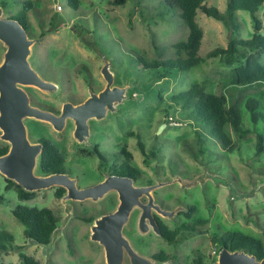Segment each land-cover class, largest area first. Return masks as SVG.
Here are the masks:
<instances>
[{"label": "rangeland", "instance_id": "374dc122", "mask_svg": "<svg viewBox=\"0 0 264 264\" xmlns=\"http://www.w3.org/2000/svg\"><path fill=\"white\" fill-rule=\"evenodd\" d=\"M27 1L29 7L25 5ZM204 3L220 12L226 8V0ZM160 4L161 0H125L121 5L112 0H79L78 9L74 10L66 0H0L2 17H11L27 7L28 37L34 39L28 62L41 79L57 85L53 93L33 85L23 86L31 105L56 113L64 102H82L88 89L98 92L105 87L101 74L105 63L113 74L112 85L126 87L125 98L116 104L115 111L101 120H89L92 133H96L90 139L88 151L95 144L107 157L125 148L132 156L131 165L141 171L136 184L171 180V184L155 191L158 198L164 199V205L175 209L177 198L183 205H194L190 218L183 214L173 220L164 219L170 228L197 219L206 221L199 227V234H186L182 243L171 247L172 254H176L174 264H190L193 253L207 249L211 235L227 231L255 237L264 247V151L255 153L256 135L264 134V119L259 118L253 125L245 107L246 100L252 97L259 101L257 111L264 113V84H232V69L238 63L227 65L221 56L207 57L215 47L226 46L230 32L222 22L199 10L195 19L203 31L198 50L200 62L187 70L173 71L164 79L154 78L152 71L139 63V56L147 61L162 59L167 54L156 55L154 45H167L185 39L188 34L179 11L160 16ZM236 16L239 36L250 38L255 32L250 13L239 10ZM256 16L262 23L258 33L264 35V4ZM4 51L0 41V63ZM261 62L264 64V54ZM193 84L203 86L205 92L223 94L227 106L239 107L242 126L251 128V132L243 137L230 132L238 147L233 153L223 151L218 143L206 141L203 135L204 141L200 143L196 133L199 124L186 118L189 109L172 102L174 94ZM23 122L30 141L42 137L59 148L67 173L78 187L101 181L102 171L110 163L93 152H88L86 159V146L74 140L70 122L61 132L42 120L26 118ZM187 144L195 154L186 149ZM5 145L8 143L0 138V146ZM34 173L40 174L39 166ZM175 177H187L196 184L183 187L173 181ZM6 179L0 174V229L13 236L15 245L23 246V253L40 264H103L101 246L90 239L91 226L97 217L116 209L114 193L95 202L62 201V197L55 196L57 187L53 186L33 191V198L21 201L15 186L5 189ZM19 204L46 207L59 217L49 244H35L25 237V225L12 214ZM135 225L136 213L132 212L126 229L135 231ZM18 261V252H0V264Z\"/></svg>", "mask_w": 264, "mask_h": 264}, {"label": "trees", "instance_id": "16d2710c", "mask_svg": "<svg viewBox=\"0 0 264 264\" xmlns=\"http://www.w3.org/2000/svg\"><path fill=\"white\" fill-rule=\"evenodd\" d=\"M67 5L76 10L79 7V0H66ZM206 0H161L159 15L165 16L179 11V17L188 29L185 39L172 42L170 44L154 45L156 55L167 54L162 59L147 61L139 56V63L147 70L152 71L154 78L160 80L168 77L174 71H184L200 62L198 50L203 37V31L196 22L197 11H201L207 17L222 22L229 30V38L225 47L218 46L207 53V57L221 56L223 62L227 65L238 63L232 69L231 83L238 86H248L255 83L264 84V64L261 62V56L264 54V35L259 34L262 23L256 16L258 8L264 0H226L224 12H220L214 6H207ZM125 0H112L116 5L124 4ZM30 6V2H25ZM11 15L25 29H29V22L26 15L27 7ZM245 10L250 13L255 32L250 38L239 36L240 23L237 20L236 12ZM172 102L179 104L182 109H189L187 119L199 124L200 129L196 131L199 136V142H203L201 135L206 137V141L218 143L222 150L233 153L237 150V143L231 137V131L240 137L251 132V128L243 127L240 115V109L237 105H226V98L223 94H214L205 92L203 86L193 84L188 90L174 94L171 97ZM259 101L250 97L245 102V107L249 111L250 119L253 125L258 123L259 118L264 119V113L257 111ZM264 131V130H263ZM44 148L40 155L39 171L41 174L48 175L52 173H66L65 158L58 148L49 140H43ZM264 134L257 133L255 142L256 155L264 151ZM186 149L195 154L190 145H185ZM140 150L144 153V148L139 143ZM8 150V146H0V155ZM126 160L124 166L127 167V174L134 179H139L140 171L129 165L131 160L130 152L123 150ZM126 174L125 172H122ZM16 187V195L19 200H28L33 198L34 192H28L22 189L18 184L10 179H6L5 189ZM65 193L63 187H57L55 196L62 197ZM13 216L25 225V237L39 245H47L51 241L52 234L57 228L59 217L49 208L28 207L16 205L12 209ZM205 223L203 220H194L190 224L183 222L176 228L170 230L172 240L179 233L199 230V227ZM167 229V228H166ZM168 230V229H167ZM179 235V236H180ZM219 244L228 246L231 250H243L258 258L264 257V247L262 242L250 235L239 231H227L220 234L217 238ZM22 245H15L13 236L6 230L0 229V252H18L19 261L9 264H40L39 260L33 256L22 252Z\"/></svg>", "mask_w": 264, "mask_h": 264}, {"label": "water", "instance_id": "95a60500", "mask_svg": "<svg viewBox=\"0 0 264 264\" xmlns=\"http://www.w3.org/2000/svg\"><path fill=\"white\" fill-rule=\"evenodd\" d=\"M2 13L3 10L0 7V41L5 46L0 63V138L10 146L4 154L0 155V174L28 192L53 186L63 187L66 193L62 196V201H81L86 198L98 200L109 191L115 190L119 198L117 208L94 220L90 239L106 244L108 264H121V252L115 249V244L124 242L121 234L122 227L128 221L134 206L142 208L138 223L139 230L142 232L149 229L146 219L149 220L153 229L158 231L150 215L151 207L162 215L169 216L174 213L161 210L151 202L150 191L162 184L134 186L129 177L110 175L96 185L80 188L77 187L76 180L67 173L35 174L37 156L41 153L43 144L30 142L23 121L26 118L42 120L48 122L55 130L61 131L66 119L70 118L75 124L74 137L81 142L88 135L87 121L91 118L102 119L108 111H115L116 104L125 98L126 87L112 85L113 74L105 63L101 68L105 87L98 93L90 91L89 97L84 102L77 105L65 102L58 115L31 105L29 95L23 86L33 85L42 91L53 93L57 90V85L41 79L31 68L27 58L34 39L28 37V31L16 19L2 17ZM173 181L180 183L183 187L195 184L193 179L180 177H175ZM144 194L150 200L145 205L139 200ZM127 249L139 263H148L129 250V247ZM117 254H119L118 257H115ZM216 264H264V259L256 260L254 254L243 250L229 251L228 248L222 247Z\"/></svg>", "mask_w": 264, "mask_h": 264}, {"label": "flooded vegetation", "instance_id": "af4514ba", "mask_svg": "<svg viewBox=\"0 0 264 264\" xmlns=\"http://www.w3.org/2000/svg\"><path fill=\"white\" fill-rule=\"evenodd\" d=\"M26 30H28V29H26ZM90 91H92V90L88 89V96L86 98L89 97ZM92 92H94V91H92ZM98 92H95V93H98ZM86 98L82 102H84L86 100ZM82 102H78L76 104L73 102H70V103H72L73 105H77V104H80ZM60 112H61V110L59 112H56L55 114L58 115V114H60ZM108 112H111V111H108ZM91 119H95V118H91ZM91 119H89V120H91ZM89 120L87 121L88 135L86 136V139L84 141L80 142L74 137L73 133H74L75 124H74V121L72 119H70V118L66 119L65 126L63 129H65V127L67 126V124L69 122L71 123V126L73 125L72 135L74 137V140L78 144H83L84 146H86V155H87L86 159L89 157L88 152H93V154L96 155L97 157H99L103 162L108 161L110 163L109 168L102 171L103 174H102V178H101L100 182H102L106 177H108L110 175H115V176H123V177L131 178L134 186H145L146 187V186L157 185L158 183H161L162 184L161 186L150 191L151 202H152V204L158 206L159 209H161V210L168 211V212H174L172 215H169V216L168 215H162L154 207H151L150 208V215L152 216V220H153L154 224L157 226L158 231L156 232L153 229L149 220L146 219V224L148 225L149 229L146 232H142L139 230V226H138L139 219H140V216L142 214V208H140L137 205L134 206L132 211L130 212V215L132 212L136 213V225H135L136 230L135 231L127 230L126 229V225L128 223V221H127L123 225L122 232H121L122 237L124 238V242H120L119 244H117V243L115 244V249L116 250L119 249L121 252V254H120L121 255V264H143V263H139L136 260V258L128 252L127 247H129V250H131L135 255L144 259L143 261H147L148 262L147 264H174V260L176 259V254L175 253L172 254L171 247L182 243L184 235L191 234V233L199 234L200 232H199V230H196V231L183 233L182 235H180V233H179L180 236L179 235L175 236V238L172 240V235L170 233V230L176 228L178 225L182 224L183 222L180 224H176L175 226H173V228H170L169 225L164 221V219L167 218L169 220H173V218L179 217V215H183V214H186V216L188 218H190L195 212L194 205H191V204H184L183 205V203H181V200H179L178 198H177L178 203H177L175 209L174 208L169 209L166 205H164V199L158 198L155 191L158 188L164 187L166 184H171L172 183L171 180L158 181L157 183L145 184V185L136 184V182L140 179V177H139V179H134L133 177L128 175L127 170H126L127 167L124 166V161L126 160V158H125L126 156H125V153L123 152V150L125 148L121 149L120 151H115V152L111 153L110 155H107V157H104V155L98 150V148H97V146H95V144L93 145L94 146L93 150L88 151V148L91 146L90 139L94 136V133H96V132L92 133L91 126H90L91 124H90ZM95 120H101V119H95ZM52 129H54V128L52 127ZM55 131H57V130H55ZM61 131H57V132H61ZM43 140H46V139L41 137L35 141H30V142L31 143L40 142L43 144V148H44ZM9 146H10V144H8V147ZM58 150H59V148H58ZM127 152H129V151H127ZM40 155H41V153L37 156L36 167L39 166ZM131 159H132V156H131ZM129 165H131V160H129ZM65 166H66V164H65ZM36 167H35V169H36ZM132 167H134V166H132ZM136 169H138V168H136ZM122 172H125L126 174H123ZM38 175H41V173ZM140 175H141V171H140ZM184 179H190V178L184 177ZM196 181H198V180H196ZM100 182H98V183H100ZM98 183L96 182V183L91 184V185H86V187L93 186V185H96ZM195 184H196V182H195ZM190 186H192V185H190ZM186 187H189V186H186ZM65 193H66V190H65ZM109 193H114L116 195V198H117V201L119 204L118 193L115 190L109 191L103 197H105ZM102 198H100V199H102ZM100 199H98V200H100ZM86 200H89L92 202L98 201V200H92L91 198H86ZM139 200H140L141 204H143V205L148 204L150 201L149 197L145 194L142 195L139 198ZM178 206H182V207H178ZM107 213H109V212H107ZM104 214H106V213H104ZM130 215H129V217H130ZM128 220H129V218H128ZM197 220H201V219H197ZM203 221H205V220H203ZM190 222H187V223L190 224ZM218 237H219L218 234L211 235L209 237V240H208L207 249L204 251H198L197 250L196 251L197 253H193V255L190 257V264H216V262L218 261L219 251L221 250L222 247H226V248H228L229 251H233L228 246H223V245L219 244L217 241ZM99 245L101 246V250H102L103 264H108L107 263L106 244L105 243H99ZM218 248H219V250H218ZM234 251H237V250H234ZM118 255L119 254H117L115 257H118ZM255 257H256V255H255ZM261 259H264V257H262V258L256 257V260H261Z\"/></svg>", "mask_w": 264, "mask_h": 264}, {"label": "crops", "instance_id": "0c3cea01", "mask_svg": "<svg viewBox=\"0 0 264 264\" xmlns=\"http://www.w3.org/2000/svg\"><path fill=\"white\" fill-rule=\"evenodd\" d=\"M262 4H264V2Z\"/></svg>", "mask_w": 264, "mask_h": 264}]
</instances>
